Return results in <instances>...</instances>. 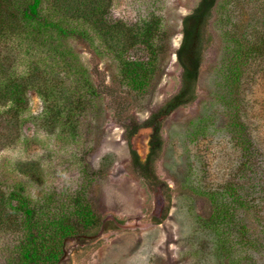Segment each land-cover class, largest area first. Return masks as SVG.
Wrapping results in <instances>:
<instances>
[{
    "label": "trees",
    "instance_id": "trees-1",
    "mask_svg": "<svg viewBox=\"0 0 264 264\" xmlns=\"http://www.w3.org/2000/svg\"><path fill=\"white\" fill-rule=\"evenodd\" d=\"M112 3L0 0V153L17 140L26 142L28 123L76 142L82 119L99 114L104 94L72 42L113 59L121 84L130 91L142 95L151 88L162 54L161 21L137 25L116 21ZM182 25L176 52L182 69L178 93L148 123L129 119L121 123L134 170L153 189L163 186L154 166L163 140L162 122L197 101L213 29L223 45L213 75L214 99L192 122L187 142L196 146L223 138L239 158L222 182L209 185L204 170L198 174L192 169L185 187L208 203L205 216L190 208L202 236L200 253H207L215 264H264V137L252 116L254 93L264 86V0H200ZM22 51L28 59L20 71ZM31 92L43 102L40 116L31 113ZM144 129L149 137L143 154L133 145ZM17 170L19 179L11 184L0 181V233L18 237L13 264H62L68 242L93 239L102 231L104 220L93 209L86 189L64 201L52 195L35 198L30 186L44 179L40 164L21 163ZM189 200L193 206L194 199Z\"/></svg>",
    "mask_w": 264,
    "mask_h": 264
},
{
    "label": "rangeland",
    "instance_id": "rangeland-1",
    "mask_svg": "<svg viewBox=\"0 0 264 264\" xmlns=\"http://www.w3.org/2000/svg\"><path fill=\"white\" fill-rule=\"evenodd\" d=\"M199 2L113 0L111 12L116 21L129 25L150 19L161 21L162 54L151 88L142 95L130 91L121 84L113 59L97 56L82 42H72L104 94L99 114L82 119L76 142L61 140L40 124L28 123L24 127L26 142L17 140L0 153V181L11 184L20 178L18 164L37 162L44 179L30 186L35 198L52 195L64 201L86 189L93 209L104 220L102 231L93 239L67 243L62 264H215L207 253H200L202 236L197 233L190 210L193 207L205 216L208 203L193 196L185 185L192 169L198 174L204 170L209 185L222 182L235 170L239 158L223 138L196 146L187 142L192 122L213 103V75L223 46L220 35L211 30L214 41L206 54L197 101L179 108L162 122L163 140L154 165L162 187L153 189L134 170L131 146L121 124L127 119L140 125L148 123L178 93L182 69L176 52L183 36L182 22ZM24 54L22 51L19 57L20 71L22 62L28 59ZM133 54L141 56L140 52ZM29 100L31 113L40 116L42 100L34 92ZM253 101V125L264 137V86L255 91ZM147 132L142 130L133 145L143 154ZM255 229L252 226L253 232ZM17 240L15 234L0 233V264H13Z\"/></svg>",
    "mask_w": 264,
    "mask_h": 264
}]
</instances>
